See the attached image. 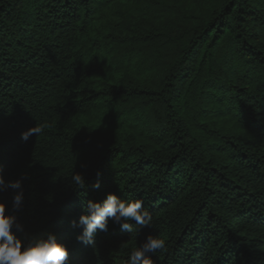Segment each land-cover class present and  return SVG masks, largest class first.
I'll return each mask as SVG.
<instances>
[{"label": "trees", "instance_id": "obj_1", "mask_svg": "<svg viewBox=\"0 0 264 264\" xmlns=\"http://www.w3.org/2000/svg\"><path fill=\"white\" fill-rule=\"evenodd\" d=\"M0 175L21 180L12 231L66 264H124L150 234L154 264H264V0H0ZM108 193L152 226L82 242Z\"/></svg>", "mask_w": 264, "mask_h": 264}, {"label": "clouds", "instance_id": "obj_2", "mask_svg": "<svg viewBox=\"0 0 264 264\" xmlns=\"http://www.w3.org/2000/svg\"><path fill=\"white\" fill-rule=\"evenodd\" d=\"M47 128V124L41 122L29 127L21 133V138L27 140L29 136L40 135ZM73 185L83 188L84 177L79 173H71ZM95 187H99L97 182ZM11 187L13 194V208L19 210L23 202V190L21 180H15L5 184L0 175V191ZM109 218L118 224L122 230L132 232L133 225L129 221L134 220L138 226L136 231L145 226H152V216L145 209L141 199H120L113 193H108L103 202L89 201L84 214L79 217L78 224L82 232L77 239L84 243L92 244L96 231H107ZM22 231V225L17 217L6 214L5 204L0 201V264H66L68 251L66 247L57 241L53 234L47 238L37 239L34 242L23 243L12 229ZM167 242L163 237L148 235L145 242L137 247H132L124 264H154L153 256L166 250Z\"/></svg>", "mask_w": 264, "mask_h": 264}]
</instances>
